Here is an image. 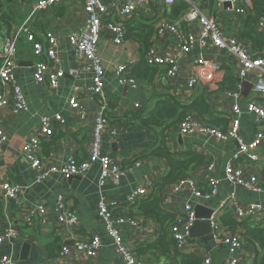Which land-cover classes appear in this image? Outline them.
Returning a JSON list of instances; mask_svg holds the SVG:
<instances>
[{
    "label": "crops",
    "instance_id": "0c3cea01",
    "mask_svg": "<svg viewBox=\"0 0 264 264\" xmlns=\"http://www.w3.org/2000/svg\"><path fill=\"white\" fill-rule=\"evenodd\" d=\"M37 1H2L0 29L5 34H11L18 29L31 16ZM191 1L205 15L216 17L225 38L235 35L238 31L240 33L244 29L246 17L235 16L226 5L228 3L226 0ZM103 2L109 4L111 0H103ZM83 5L84 0H62L52 9L40 12L35 18L29 20L37 40L43 41L47 32L57 38V52L60 59L57 68L64 73V77L56 89H51L47 82L41 86L34 84L35 65L46 59L34 55L31 44L24 36H21L18 41L15 76L28 111L14 115L9 107L0 106V131L6 138L0 143V182L19 187L21 204L16 206L11 201L0 200V232L7 227L15 234L13 238L7 239L0 246V258L9 255L21 261L22 264H124L115 253L113 240L107 235L104 222L98 216V202L104 198L106 201L116 203L114 210L116 217L127 218L132 213V209L126 202L131 191L143 187L147 189L149 184L153 186L159 184L169 172V165L165 160L147 156L158 143V129L142 127L136 116L151 115L156 103L165 96L177 98L181 104L189 106L202 91H205L212 113L208 117L211 119L194 113L195 119L210 125L212 124L208 123L209 120L212 122L218 119L220 120L218 126H212L225 132L229 128L232 107L237 104L240 110L244 111L248 103L254 100L252 87L256 77L250 74L238 91L236 60L217 49H201L197 25H189L181 19L185 9L176 18H169L166 16L170 15L169 7L160 3L150 4L147 8L138 9L127 24L129 30L142 24H150L154 18L157 22L164 18L167 25L176 28L177 33L190 34L194 37L191 52L182 53L176 45V32L166 28L161 35H156L154 30L150 40L151 42L154 40L156 52L178 60L180 70L174 77H168L165 68H157L158 73L152 83L140 82L136 79L139 84L137 89L119 87L115 78V68L123 64L133 68L141 57L139 44L128 39L123 46H115L112 35L104 32L98 47V54L105 66L103 86L108 100L106 116L109 120L102 152L118 160L122 165L124 161H130L140 162V166L123 177L118 185L108 184L102 188L98 186L99 165L92 166L83 176L65 180L60 175L54 174L37 184L35 172L25 161L21 147L39 130L41 116L51 119L59 116L63 120V124L53 122L54 133L51 138L40 140L42 157L57 167H62L69 157L80 162L88 156L92 121L98 111V97L87 93L92 73L82 69L77 53L68 43L69 36L81 32L86 23ZM199 58L212 65L220 66L221 72L214 78V84H211L210 79L202 76L201 68L194 67L195 61ZM191 77L200 78L199 88L195 90L187 88L186 84ZM229 78L236 80L235 86L224 85ZM75 88L80 90L79 100L85 105L87 113L85 119H81L76 111L68 107V101ZM233 92L238 93V98L232 96ZM9 93V87H0V98L8 99ZM256 100L264 105V100ZM136 104L140 107L136 108ZM239 120V138L249 143L257 132L254 116L242 113ZM166 141L172 153H195L204 158L202 165L186 174L188 179L194 182V188L206 190L204 182L210 178L218 181V187L217 193L209 199L196 198L190 186H186L177 193L172 192L171 186L166 187L165 209L176 213L185 204H190L193 211L196 206H201L215 213L214 219L222 229L235 227L231 226L232 221L238 223L232 209L216 213L220 202L231 192L235 195L238 207L246 209L255 205L264 209V190L254 192L241 185H230L225 180V168L231 164L242 171L243 179L247 180L251 175L256 176L264 187V145L258 151V160L251 162L244 157H236L238 142L235 140L222 142L207 135L184 137L174 126L166 132ZM210 165L214 167L208 171ZM134 171L138 172L143 186L138 185L136 177L133 176ZM59 195H62L68 205L76 211L78 226L73 230L59 225L54 211ZM37 206L45 209V222L42 224L36 221L26 222ZM140 221V228L132 226L127 221L116 227L127 246L134 252L157 239L156 225L151 221L142 219ZM248 221L256 225L262 223L254 219ZM94 236L99 237L102 243L101 249L94 258H88L74 248L76 241ZM187 240V248L182 252L184 255L199 259L208 256L212 264H224L229 258L227 245L213 240L211 234L199 238H191L189 235ZM25 244L28 245L27 252L23 256L24 260H20ZM64 247L70 249V254L61 261L58 256ZM238 256L242 260L241 264L251 263L254 251L243 248ZM137 257L142 264L169 262L164 257L155 258L148 252Z\"/></svg>",
    "mask_w": 264,
    "mask_h": 264
},
{
    "label": "built area",
    "instance_id": "2783aa9c",
    "mask_svg": "<svg viewBox=\"0 0 264 264\" xmlns=\"http://www.w3.org/2000/svg\"><path fill=\"white\" fill-rule=\"evenodd\" d=\"M2 1L4 0H0V3ZM61 1L38 0L31 16L18 29L11 34H5L0 29V87L10 88L9 98H0V106L9 107L14 115L24 114L28 111V106L15 76L17 45L21 36H24L27 42L31 44L36 57L41 59L44 57L46 59V61L41 60L35 65L33 81L36 86H41L47 82L51 89H56L64 77V73L57 68L60 61L57 52V38L52 33L47 32L44 35L43 41L37 40L29 21L40 12L52 9ZM176 1L178 0H111L109 4H106L103 0H84L83 12L86 15V23L81 32L69 36L68 43L77 53L82 69L92 73L91 84L87 89V93L98 97V111L92 121L91 143L88 148V156L80 162L76 161L73 157H69L62 167H57L42 157L40 154V140L51 138L54 133L53 122L63 124V120L59 116H55L53 119L41 116L39 118V130L21 147V153L25 161L35 172V182L37 184L54 174L60 175L65 180L76 176H83L92 166L99 165L100 176L98 186L102 188L108 184L118 185L123 177L140 166V162H134L131 166H123L118 160L102 152L109 120L106 116L108 100L103 86L105 66L98 54V47L101 35L104 32L112 35V42L115 46H123L126 40V25L137 13L138 9L147 8L153 3H160L168 7L176 3ZM179 1L187 4V8L181 17L182 21L189 25H197L199 47L201 49H217L225 52L229 58L236 60L238 91L250 74H253L256 78L252 87L254 100L248 103L244 111H241L237 104L232 107L229 117V128L226 132L210 124L198 122L192 113L186 115L176 125V128L184 137L207 135L222 142L235 140L238 142L236 157H244L251 162L257 161L258 151L264 145V105L256 100H264V54L261 55L252 50L251 44L241 40L238 35L239 31L235 35L225 38L216 17L205 15L191 0ZM226 1L230 4L233 14L237 17L244 18L252 10L251 0ZM166 28L176 32L174 26L167 25L166 20L161 18L155 23V34L161 35ZM256 30L264 35V15L257 18ZM175 41L182 53L191 52L194 43L193 36L176 32ZM144 57L148 66L165 68L168 77H174L180 70L178 60L175 57L162 56L156 52L154 40L151 42V47ZM131 67L123 64L115 68V78L119 87H131L132 89L139 87L138 81L130 72ZM194 67L201 68L202 76L210 79L211 84H214V78L221 72L220 66L212 65L202 58L195 61ZM186 85L189 90H195L200 87V78L191 77ZM79 94L80 90L75 88L68 101V107L76 111L81 119H85L87 113L85 105L79 100ZM232 96L238 98V93L233 92ZM135 107L139 108L140 106L136 104ZM242 113L254 116V125L257 132L254 139L249 143L242 141L238 135L240 128L239 117ZM5 140L6 138L0 131V143ZM213 167L214 165H210L207 170L211 171ZM225 180L230 185H241L254 192H262L264 190L258 177L251 175L249 179L245 180L242 177V171L231 164H228L225 168ZM152 186L149 184V188L147 189L143 187L131 191L126 200L127 205L131 208L135 207L138 201L145 199L149 195ZM186 186L193 188V195L196 198L209 199L217 193L218 181L213 178L207 179L204 182L206 190H202L194 188V182L189 180L188 177H184L172 185L171 190L177 193ZM19 194L20 189L18 186L10 185L7 182H0V200L11 201L14 205L19 206L21 204ZM115 209L116 203L106 201L104 198H101L97 205L98 216L104 222L107 235L113 240L115 253L124 264H142L136 253L127 246L116 228L117 225L123 224L125 221L136 228H140L141 221L138 218L130 216L118 218L114 214ZM230 209L235 213L238 223L248 219L264 223V209L255 205L249 206L246 209L238 207L233 192L229 193L220 202L216 213L218 214L221 211ZM54 211L61 227L73 230L78 226L76 211L68 205L62 195L58 196ZM176 213L177 217L168 231L177 249L183 252L187 248V238L190 235L196 218L193 207L190 204H185ZM214 214L210 218L211 237L213 240L221 242L228 247L229 258L224 264H241L242 260L238 256V253L242 251L244 246L241 229H222L214 219ZM45 219V209L42 206H37L28 216L26 222L32 223L36 221L42 224L45 222ZM14 236L15 234L10 229L4 228L0 232V246L4 241ZM101 247V240L97 236L74 243V248L88 258H94ZM69 254L70 249L64 247L60 250L58 257L63 261ZM0 264L22 263L12 256L4 255L0 258ZM160 264H170V262ZM201 264H212V261L208 256H205L202 258Z\"/></svg>",
    "mask_w": 264,
    "mask_h": 264
},
{
    "label": "trees",
    "instance_id": "16d2710c",
    "mask_svg": "<svg viewBox=\"0 0 264 264\" xmlns=\"http://www.w3.org/2000/svg\"><path fill=\"white\" fill-rule=\"evenodd\" d=\"M252 10L246 16L244 29L240 32L239 38L251 44L252 50L264 54V35L256 30L257 18L264 15V0H251ZM170 8L169 18H176L187 4L182 1H176ZM156 18L152 19L150 24H142L129 30L127 25V34L125 39H132L139 44L141 57L139 62L131 67V74L140 82L152 83L158 73L156 67H150L145 61V54L151 47V36L155 30ZM129 23V22H128ZM225 84L230 87L235 86L236 80L226 79ZM206 92L202 91L194 102L189 105L181 104L177 98L165 96L161 98L155 106L154 111L149 116L137 115L139 124L146 129L159 131V140L157 145L147 155L149 158L165 160L169 165V172L164 176L159 184L152 186L149 195L137 202L135 207H130L132 213L130 217L151 221L156 225L157 239L138 249L135 253L137 256L148 252L155 258L164 257L169 260L170 264H201L202 259L184 255L180 252L171 236L169 227L177 217V213L169 211L164 207V192L166 187L174 185L180 179L187 177V172H191L195 167L204 163V158L195 153H172L167 147L166 132L180 123L186 115L197 113L200 117L211 116V109L206 99ZM215 118V117H214ZM211 119V118H209ZM220 120L210 121L213 126H218ZM225 124L226 121H223ZM224 132V131H223ZM226 132V131H225ZM142 157V156H140ZM139 158V157H138ZM136 161V160H135ZM133 163L124 161L123 166H131ZM250 220V219H248ZM248 220L240 223L230 222V229H241V237L244 241L243 248H250L254 251V258L251 263L245 264H264V223L256 225ZM228 223V224H230ZM225 224H227L225 222Z\"/></svg>",
    "mask_w": 264,
    "mask_h": 264
},
{
    "label": "water",
    "instance_id": "95a60500",
    "mask_svg": "<svg viewBox=\"0 0 264 264\" xmlns=\"http://www.w3.org/2000/svg\"><path fill=\"white\" fill-rule=\"evenodd\" d=\"M226 5L230 7L229 3H227ZM133 176L136 177L138 185L143 186V183L137 171L133 172ZM212 214H213V211L204 209L201 206H196L194 208V215H195L196 221L190 231L191 238H199V237L211 234L210 218ZM142 224L144 225V222ZM27 248H28V245L25 244L20 260H24L25 257L23 256H25L27 252Z\"/></svg>",
    "mask_w": 264,
    "mask_h": 264
},
{
    "label": "rangeland",
    "instance_id": "374dc122",
    "mask_svg": "<svg viewBox=\"0 0 264 264\" xmlns=\"http://www.w3.org/2000/svg\"><path fill=\"white\" fill-rule=\"evenodd\" d=\"M217 9L214 7V11H216Z\"/></svg>",
    "mask_w": 264,
    "mask_h": 264
}]
</instances>
